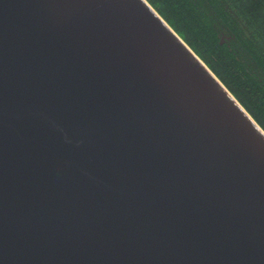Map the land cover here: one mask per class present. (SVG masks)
<instances>
[{"label":"water","instance_id":"1","mask_svg":"<svg viewBox=\"0 0 264 264\" xmlns=\"http://www.w3.org/2000/svg\"><path fill=\"white\" fill-rule=\"evenodd\" d=\"M0 264H264V132L146 0H0Z\"/></svg>","mask_w":264,"mask_h":264},{"label":"trees","instance_id":"2","mask_svg":"<svg viewBox=\"0 0 264 264\" xmlns=\"http://www.w3.org/2000/svg\"><path fill=\"white\" fill-rule=\"evenodd\" d=\"M264 132V0H146Z\"/></svg>","mask_w":264,"mask_h":264}]
</instances>
